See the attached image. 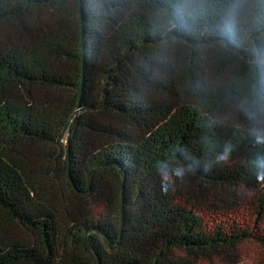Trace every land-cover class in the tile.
I'll return each mask as SVG.
<instances>
[{"label":"trees","instance_id":"1","mask_svg":"<svg viewBox=\"0 0 264 264\" xmlns=\"http://www.w3.org/2000/svg\"><path fill=\"white\" fill-rule=\"evenodd\" d=\"M249 240L264 249V0H0V264Z\"/></svg>","mask_w":264,"mask_h":264},{"label":"rangeland","instance_id":"2","mask_svg":"<svg viewBox=\"0 0 264 264\" xmlns=\"http://www.w3.org/2000/svg\"><path fill=\"white\" fill-rule=\"evenodd\" d=\"M239 205H241V207L235 209ZM228 207H231L230 211L221 210V208L215 210L211 204L206 201H201L197 202L193 209L206 221L214 220L213 218L220 215V219L222 220H229L232 218L244 219L250 227H253L254 220H251V222L247 221L249 220L248 211L243 202ZM106 253L119 256L130 255L125 250L111 251L107 249ZM164 264H264V249L251 240L237 245L232 244L223 249H217L215 247L206 249L204 252L200 253L187 249H178L171 252Z\"/></svg>","mask_w":264,"mask_h":264},{"label":"clouds","instance_id":"3","mask_svg":"<svg viewBox=\"0 0 264 264\" xmlns=\"http://www.w3.org/2000/svg\"><path fill=\"white\" fill-rule=\"evenodd\" d=\"M173 174H175V173H173Z\"/></svg>","mask_w":264,"mask_h":264}]
</instances>
